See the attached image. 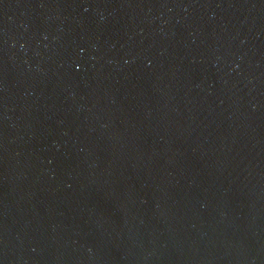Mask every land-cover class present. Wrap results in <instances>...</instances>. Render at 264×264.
Wrapping results in <instances>:
<instances>
[{"label":"water","instance_id":"obj_1","mask_svg":"<svg viewBox=\"0 0 264 264\" xmlns=\"http://www.w3.org/2000/svg\"><path fill=\"white\" fill-rule=\"evenodd\" d=\"M0 264H264V0H0Z\"/></svg>","mask_w":264,"mask_h":264}]
</instances>
